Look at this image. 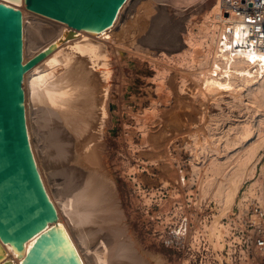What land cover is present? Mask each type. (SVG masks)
Here are the masks:
<instances>
[{"label":"bare ground","instance_id":"6f19581e","mask_svg":"<svg viewBox=\"0 0 264 264\" xmlns=\"http://www.w3.org/2000/svg\"><path fill=\"white\" fill-rule=\"evenodd\" d=\"M0 1L22 7L23 61L60 36L67 27L61 21L26 10L23 0ZM153 1L126 0L111 26L99 32L80 30L76 38L60 44L23 76L26 126L35 163L58 221L75 243L84 264H127L124 260L128 257H133V264H167L165 256L144 249L133 234L103 149L107 126L114 113L110 102L115 78L114 58L123 55L121 42L113 47L105 38L124 24L125 20L121 24L124 11L130 15L137 3ZM165 1L175 6L183 0ZM186 1V5L201 2L212 14L211 22L201 27V42L210 39L213 47V17L217 18L222 11L219 0ZM29 30L49 35L34 51L27 45ZM152 31L149 36L152 41L158 40L167 47L179 42L175 26L165 13L157 15ZM183 42L190 44L189 39ZM257 58L260 61V56ZM223 59L224 67L232 61L230 71L214 73L211 64H217L218 58L212 50L202 54L195 75L199 86L197 94L203 100L195 105L192 99L179 112L188 121L180 126L187 127L190 135L196 136L197 131L205 130L206 135L214 137L212 147L193 150L189 157L192 175L199 179L200 197H213L221 206L213 215L211 230L216 229L222 216L232 207L244 183L254 178L256 164L264 150V74H253L249 69L252 65L245 58L236 61L224 56ZM247 59L256 60L255 55H247ZM223 104L229 111L224 110ZM211 106L219 111L211 112ZM233 109L239 111V116L233 114ZM32 113L41 151L53 159L51 167L44 164L33 140L35 133L29 123ZM153 152L158 150L153 149ZM175 172L176 182L184 183V174L178 165ZM53 174H61V180L52 181ZM254 183L250 182L248 190ZM241 199L238 198L239 202ZM4 247L8 257L18 263L16 250L8 244Z\"/></svg>","mask_w":264,"mask_h":264},{"label":"rangeland","instance_id":"374dc122","mask_svg":"<svg viewBox=\"0 0 264 264\" xmlns=\"http://www.w3.org/2000/svg\"><path fill=\"white\" fill-rule=\"evenodd\" d=\"M186 2L183 0L175 6L165 0H155L150 4L137 3L130 15H126L125 11L122 13L121 24L125 20L124 24L116 27L113 34L105 38L106 43L113 47L119 46L121 42L123 51V55L114 58L115 78L110 94L114 113L103 144L108 168L118 185L121 208L133 234L144 249L165 256L167 264H180L175 248L163 242L170 224L175 221L174 217H170L171 212H175V204L176 210L183 211L185 199L190 198L199 210L203 207L200 205L209 200L216 205L215 213L221 207L213 197H200L199 179L192 175L189 158L193 150L212 147L214 137L206 135L205 130H200L201 133L197 131L198 135L192 136L187 127L180 126L188 122L185 115L179 113L183 105L192 102V99L195 105L202 102L197 92L199 86L195 73L199 70L202 54L212 50L210 39L201 42V27L211 22L209 19L212 14L207 12L201 2L190 5H186ZM159 13H165L175 26L179 42L173 44L174 47L164 46L160 41L149 38ZM48 38V34L38 35L29 30L27 45L34 51ZM184 39H189L190 44L184 43ZM223 108L229 111L227 105L223 104ZM210 111L217 113L219 110L211 106ZM232 112L239 116L237 109ZM29 123L43 162L51 167L52 157H47L41 151L34 113L29 117ZM206 140L211 141L207 144ZM188 145L193 146V149ZM153 149L158 152H153ZM261 154L254 178L246 181L239 192L241 202L237 198L222 217L246 199H255L264 206V150ZM175 165L184 174L185 181L182 184L176 182ZM51 179L59 182L61 174H53ZM165 181L168 183L164 184ZM252 181L255 183L248 190ZM124 261L133 264L135 260L128 257Z\"/></svg>","mask_w":264,"mask_h":264},{"label":"water","instance_id":"95a60500","mask_svg":"<svg viewBox=\"0 0 264 264\" xmlns=\"http://www.w3.org/2000/svg\"><path fill=\"white\" fill-rule=\"evenodd\" d=\"M126 0H23L31 12L67 25L60 36L23 61L22 9L0 1V264H84L58 221L29 143L24 73L80 30L111 26ZM5 244L18 254L8 257Z\"/></svg>","mask_w":264,"mask_h":264},{"label":"built area","instance_id":"2783aa9c","mask_svg":"<svg viewBox=\"0 0 264 264\" xmlns=\"http://www.w3.org/2000/svg\"><path fill=\"white\" fill-rule=\"evenodd\" d=\"M219 2L222 11L214 21L212 47L218 60L211 64L212 71L229 72L232 61L225 67L222 63L227 56L236 61L245 58L252 65L249 69L253 74H264V0ZM247 55H255L256 60H248ZM189 199H185L183 211L176 210L175 204V212L170 216L175 221L163 240L175 248L180 264H264L263 205L246 199L211 230L215 203L209 200L199 210Z\"/></svg>","mask_w":264,"mask_h":264}]
</instances>
